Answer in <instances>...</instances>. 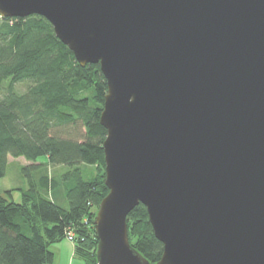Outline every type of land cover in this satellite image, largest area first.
Segmentation results:
<instances>
[{
  "label": "water",
  "instance_id": "obj_1",
  "mask_svg": "<svg viewBox=\"0 0 264 264\" xmlns=\"http://www.w3.org/2000/svg\"><path fill=\"white\" fill-rule=\"evenodd\" d=\"M33 14L106 81L96 264H153L138 204L154 264H264V0H0Z\"/></svg>",
  "mask_w": 264,
  "mask_h": 264
},
{
  "label": "trees",
  "instance_id": "obj_2",
  "mask_svg": "<svg viewBox=\"0 0 264 264\" xmlns=\"http://www.w3.org/2000/svg\"><path fill=\"white\" fill-rule=\"evenodd\" d=\"M106 91L99 65L81 66L45 17L0 16V178L9 155L30 162L21 166L26 186L0 193V264H50L51 246L68 233L75 253L96 264L93 220L108 192L99 123ZM127 224L131 245L156 263L162 243L144 205Z\"/></svg>",
  "mask_w": 264,
  "mask_h": 264
},
{
  "label": "rangeland",
  "instance_id": "obj_3",
  "mask_svg": "<svg viewBox=\"0 0 264 264\" xmlns=\"http://www.w3.org/2000/svg\"><path fill=\"white\" fill-rule=\"evenodd\" d=\"M23 87L19 85V89H22ZM44 157L40 156L37 158V160H43ZM7 167L6 172L3 177L0 178V193L5 194V191L10 188H17V187H25L26 186V180L21 174V166L30 163L26 158L23 156L19 157H13L8 156L7 157ZM53 169H51V172ZM12 198L14 201H20L21 194L19 190L14 189L12 192ZM70 241V240H68ZM74 244L73 241H70Z\"/></svg>",
  "mask_w": 264,
  "mask_h": 264
},
{
  "label": "crops",
  "instance_id": "obj_4",
  "mask_svg": "<svg viewBox=\"0 0 264 264\" xmlns=\"http://www.w3.org/2000/svg\"><path fill=\"white\" fill-rule=\"evenodd\" d=\"M53 261L50 264H86L75 253V245L67 239H62L51 246Z\"/></svg>",
  "mask_w": 264,
  "mask_h": 264
},
{
  "label": "built area",
  "instance_id": "obj_5",
  "mask_svg": "<svg viewBox=\"0 0 264 264\" xmlns=\"http://www.w3.org/2000/svg\"><path fill=\"white\" fill-rule=\"evenodd\" d=\"M67 239L70 240V241H74V240H73V234L68 233V235H67Z\"/></svg>",
  "mask_w": 264,
  "mask_h": 264
}]
</instances>
